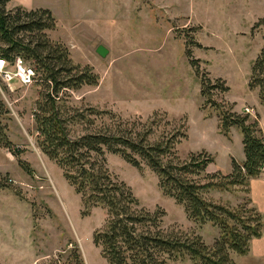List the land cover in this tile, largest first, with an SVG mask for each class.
I'll list each match as a JSON object with an SVG mask.
<instances>
[{
  "label": "rangeland",
  "instance_id": "374dc122",
  "mask_svg": "<svg viewBox=\"0 0 264 264\" xmlns=\"http://www.w3.org/2000/svg\"><path fill=\"white\" fill-rule=\"evenodd\" d=\"M34 1L54 10L58 26L47 31L51 39L68 47L73 63L91 65L100 76L98 86L64 93L68 108L96 106L123 120L162 114L188 132L177 146L181 158L209 147L224 165L229 153L217 139L216 121L204 120L216 118L223 134L219 110L205 106L201 95L200 78L207 75L230 87L226 93L215 91L212 98L229 103L224 109L233 105L232 111L249 114L264 135V104L258 88H249L253 62L264 46V0ZM16 6L8 3L7 8ZM40 77L29 86L0 84V111L5 110L0 121L15 149L0 146V264H76V255L82 264H107L93 240L106 223V211L94 207L84 215L81 196L38 146L33 113L48 91ZM85 131L79 125L72 134ZM225 139L232 140L228 143L237 158L244 155L240 129L232 127ZM107 166L132 188L142 207L165 212V230L192 231L209 246L215 244L219 228L189 220L149 167H135L115 154L108 155ZM207 197L237 206L247 193L237 186L212 190Z\"/></svg>",
  "mask_w": 264,
  "mask_h": 264
},
{
  "label": "trees",
  "instance_id": "16d2710c",
  "mask_svg": "<svg viewBox=\"0 0 264 264\" xmlns=\"http://www.w3.org/2000/svg\"><path fill=\"white\" fill-rule=\"evenodd\" d=\"M11 1L0 0V43L7 56L20 55L33 63L48 89L33 113L38 146L81 196L84 215L94 207L106 211V223L94 233L93 240L107 264H170L185 259L193 264H237L233 255L247 254L251 240L263 231V216L248 194L250 179L264 172V135L249 114L232 111L233 105L224 109L229 103L219 104L212 98L215 91L228 92L227 83L202 75L201 95L206 97L205 106L219 110V128L224 135L229 137L232 127L240 129L245 159L240 162L232 158L230 173L208 172L215 158L206 150L192 151L186 158L179 156L177 146L188 138V132L173 126V119L155 113L147 119L123 120L96 106L87 112L68 108L64 93L84 85L98 86L99 74L91 65L73 63L68 47L51 39L47 31L58 26L51 10L22 5L8 9ZM189 55L192 58L191 51ZM191 62L196 65L197 60ZM251 72L249 88H258L264 104V46ZM79 125L86 131L74 136L72 130ZM0 146L15 151L1 121ZM110 154L135 167H149L158 176L163 192L183 206L189 220L219 228L215 244L209 246L192 231L165 230V212L142 207L132 188L111 174L107 166ZM237 186L247 193L237 206L207 197L212 190L227 191ZM75 257L76 264H82L80 257Z\"/></svg>",
  "mask_w": 264,
  "mask_h": 264
},
{
  "label": "crops",
  "instance_id": "0c3cea01",
  "mask_svg": "<svg viewBox=\"0 0 264 264\" xmlns=\"http://www.w3.org/2000/svg\"><path fill=\"white\" fill-rule=\"evenodd\" d=\"M11 3H14L15 5H22L28 9L47 8L54 13V10H52L50 7H47L41 3H36L34 0H12L10 4ZM204 120L205 121H210V120L216 121L217 129L215 128V131H217L216 133L217 139L219 140V143L223 145L224 149L229 153L228 154L229 158L224 165L218 164L217 160L215 159V161L208 166V170L212 172L220 170L224 173H230L233 169L232 157H234L237 161L242 162L245 159V155H242L239 158H237L233 154L231 145L230 143H228V140L229 142H231L232 140L231 139L226 140L225 138H228V137L218 132V121L216 118H212V117L206 118L205 116ZM201 150H206L210 154L213 153L212 150L209 149V147L201 149ZM201 150H198V151H201ZM248 196L251 198L252 205L256 207V209L262 215H264V172L260 176L250 179ZM263 221H264V216H263ZM233 257L237 264H264V226H263L262 235L260 237L253 238L251 240L249 252L245 255L234 254Z\"/></svg>",
  "mask_w": 264,
  "mask_h": 264
},
{
  "label": "built area",
  "instance_id": "2783aa9c",
  "mask_svg": "<svg viewBox=\"0 0 264 264\" xmlns=\"http://www.w3.org/2000/svg\"><path fill=\"white\" fill-rule=\"evenodd\" d=\"M37 76L36 69L20 55L7 56L0 43V84L12 86L19 83L22 86H29L37 80Z\"/></svg>",
  "mask_w": 264,
  "mask_h": 264
},
{
  "label": "water",
  "instance_id": "95a60500",
  "mask_svg": "<svg viewBox=\"0 0 264 264\" xmlns=\"http://www.w3.org/2000/svg\"><path fill=\"white\" fill-rule=\"evenodd\" d=\"M100 51H101L102 53H104V50H103L102 48H100Z\"/></svg>",
  "mask_w": 264,
  "mask_h": 264
}]
</instances>
